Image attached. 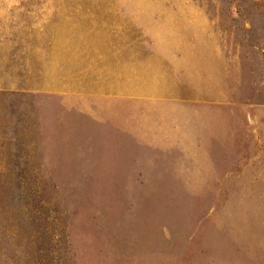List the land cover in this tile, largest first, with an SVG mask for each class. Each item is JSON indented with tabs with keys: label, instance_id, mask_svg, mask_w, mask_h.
<instances>
[{
	"label": "rangeland",
	"instance_id": "rangeland-1",
	"mask_svg": "<svg viewBox=\"0 0 264 264\" xmlns=\"http://www.w3.org/2000/svg\"><path fill=\"white\" fill-rule=\"evenodd\" d=\"M7 1L0 264H264V0Z\"/></svg>",
	"mask_w": 264,
	"mask_h": 264
},
{
	"label": "crops",
	"instance_id": "crops-1",
	"mask_svg": "<svg viewBox=\"0 0 264 264\" xmlns=\"http://www.w3.org/2000/svg\"><path fill=\"white\" fill-rule=\"evenodd\" d=\"M7 0H0V20L2 17H6V16H15V15H21L23 13H32L31 9H22V8H13V5H21V4H11V3H7ZM161 5H166L165 3H161ZM34 28H37V24H34ZM32 29V26H30V30ZM36 30V29H35ZM8 35L7 32L5 31V23L2 22V20L0 21V48L8 46L9 44H14V42L11 41H7ZM33 41L30 40L28 43L26 42V46L28 45V49L32 47V43ZM22 39H20V42H18V45L21 46L22 45ZM48 44L45 45V47L47 48ZM64 47V43H62V47ZM136 54V53H135ZM125 56L121 57V65H124L126 67H128V65L132 62H136V64H141V67H143L144 69H148V64H156V66L158 67V71L153 74L151 73L149 70L144 71V74H148L144 77H142V79H144L145 81H143V84L145 85H157L163 87V86H167L170 84H174V78H175V74H174V70L173 67H169L167 64V61L169 62V59H166V57L164 56L163 53H161V49L158 50H154L152 51V53L149 52H143L142 55H140L139 53H137V57L135 56V58L133 60L129 59L131 57H127L126 54H123ZM52 62V61H51ZM170 63V62H169ZM169 74V81H167V77L166 74ZM127 79L128 76H127ZM147 80V81H146ZM176 82V81H175ZM148 83V84H147Z\"/></svg>",
	"mask_w": 264,
	"mask_h": 264
}]
</instances>
